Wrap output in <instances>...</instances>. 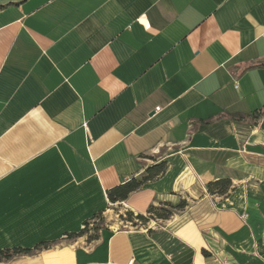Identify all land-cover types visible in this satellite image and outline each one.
Wrapping results in <instances>:
<instances>
[{"label": "crops", "instance_id": "crops-1", "mask_svg": "<svg viewBox=\"0 0 264 264\" xmlns=\"http://www.w3.org/2000/svg\"><path fill=\"white\" fill-rule=\"evenodd\" d=\"M263 63L264 0H0V251L264 264ZM179 200L164 226L67 238Z\"/></svg>", "mask_w": 264, "mask_h": 264}, {"label": "rangeland", "instance_id": "rangeland-1", "mask_svg": "<svg viewBox=\"0 0 264 264\" xmlns=\"http://www.w3.org/2000/svg\"><path fill=\"white\" fill-rule=\"evenodd\" d=\"M176 200V199H174ZM173 200V201H174ZM180 201V200H179ZM177 203H171V202H162L157 206V209L154 210L151 214H146L144 216L145 218H137V215H128L127 212H124L122 208L119 206H110L109 212L106 213L105 216L100 217L96 220L94 224V229L103 226L104 224L112 225V228L118 229L119 227L126 226L129 228L134 229H142L145 230L148 227L158 228L161 226L166 225L175 215H180L179 212H183L186 209V204L184 202V205L182 208H176L180 202ZM175 202V201H174ZM168 203V205H166ZM122 214L124 217H122ZM176 216L174 217V219ZM119 221H122L121 223ZM128 223H126V222ZM60 245H57L59 247ZM47 248H55V246H48ZM47 248H39L32 250L30 255H18L15 257H12L11 259H8L4 261L3 263L0 262V264H20L21 260L26 257H35L39 256L40 253L44 250H47Z\"/></svg>", "mask_w": 264, "mask_h": 264}, {"label": "trees", "instance_id": "trees-1", "mask_svg": "<svg viewBox=\"0 0 264 264\" xmlns=\"http://www.w3.org/2000/svg\"><path fill=\"white\" fill-rule=\"evenodd\" d=\"M261 66L264 67V63L261 64ZM260 113H259V115H260ZM139 186H140V182L136 181L135 179H132L131 182L126 183L124 185H119L116 188L110 190L107 193L108 199H109L110 203H115L119 200L122 201L128 197V195H129V193H131V191L136 190ZM166 205H168V203H166ZM183 205H184V202L180 201V203L175 207L176 208H182ZM156 209L157 208L150 206V208L148 210V214H151ZM137 218H145V217H143L142 215H137ZM82 234H84L83 230H81L79 233H77L75 235L67 236V238L68 239H75L76 237L81 236ZM47 247H48V245L38 246V247H35L32 249H20V248L12 249V250L6 249L4 251H0V262L3 263L4 261L11 259L12 257L18 256V255H30L29 253H31L32 250L39 249V248H47Z\"/></svg>", "mask_w": 264, "mask_h": 264}, {"label": "built area", "instance_id": "built-area-1", "mask_svg": "<svg viewBox=\"0 0 264 264\" xmlns=\"http://www.w3.org/2000/svg\"><path fill=\"white\" fill-rule=\"evenodd\" d=\"M137 21L139 23H141L144 26L145 29H148L149 28V24H148V22L145 21V19H144L143 16H140V18L137 19ZM93 225H94L93 222L86 223V224H84L82 226V229L81 230L86 231L87 229H89V227H92Z\"/></svg>", "mask_w": 264, "mask_h": 264}, {"label": "bare ground", "instance_id": "bare-ground-1", "mask_svg": "<svg viewBox=\"0 0 264 264\" xmlns=\"http://www.w3.org/2000/svg\"><path fill=\"white\" fill-rule=\"evenodd\" d=\"M29 258H31V257H29Z\"/></svg>", "mask_w": 264, "mask_h": 264}, {"label": "water", "instance_id": "water-1", "mask_svg": "<svg viewBox=\"0 0 264 264\" xmlns=\"http://www.w3.org/2000/svg\"><path fill=\"white\" fill-rule=\"evenodd\" d=\"M151 113H153V112H151Z\"/></svg>", "mask_w": 264, "mask_h": 264}]
</instances>
